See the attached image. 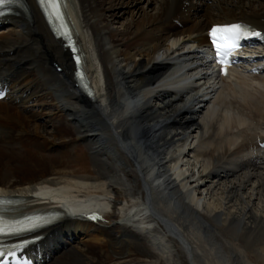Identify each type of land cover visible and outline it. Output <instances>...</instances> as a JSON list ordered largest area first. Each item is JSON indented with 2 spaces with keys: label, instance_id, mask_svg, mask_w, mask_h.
<instances>
[{
  "label": "bare ground",
  "instance_id": "bare-ground-1",
  "mask_svg": "<svg viewBox=\"0 0 264 264\" xmlns=\"http://www.w3.org/2000/svg\"><path fill=\"white\" fill-rule=\"evenodd\" d=\"M61 2L91 99L39 0L0 16V148L13 152L0 162V199L19 200L18 216L64 212L24 255L35 264H264V74L219 77L199 51L214 23L248 20L264 33V0ZM80 142L89 173L65 165ZM62 189L93 198L109 222L84 221Z\"/></svg>",
  "mask_w": 264,
  "mask_h": 264
},
{
  "label": "snow or ice",
  "instance_id": "snow-or-ice-1",
  "mask_svg": "<svg viewBox=\"0 0 264 264\" xmlns=\"http://www.w3.org/2000/svg\"><path fill=\"white\" fill-rule=\"evenodd\" d=\"M22 0H0V15L4 14V7L13 5V4H20ZM39 3L45 7V11L48 13L49 18H55L56 20L62 19V14L60 13V3L61 0H39ZM66 27V25H61L60 28H56L57 34H61V30ZM247 29L245 26L240 24H234V25H228V26H217L213 28L212 30V37H213V44L216 46L217 55L221 57L219 62L224 65L227 63V57L231 55L236 48L239 46L238 42L245 38ZM217 33H225L230 34L227 36L226 41L221 44L217 42L216 36ZM64 35H68V33H64ZM254 35L259 36V33H254ZM221 39H224V37H221ZM228 41H231L230 43ZM72 50L75 52L76 49L72 48ZM77 63H79V56L75 57ZM226 73V69H224ZM3 228H0V234L3 233ZM15 256L14 252H5L3 249H0V264H3V257L5 255Z\"/></svg>",
  "mask_w": 264,
  "mask_h": 264
},
{
  "label": "rangeland",
  "instance_id": "rangeland-1",
  "mask_svg": "<svg viewBox=\"0 0 264 264\" xmlns=\"http://www.w3.org/2000/svg\"><path fill=\"white\" fill-rule=\"evenodd\" d=\"M177 24V23H176ZM179 25V24H178ZM6 29H1V32L5 31ZM2 146V148H0L1 150H4L3 155L6 156L4 158H1L3 160H1L0 162H6L10 156H12L11 154L13 153L10 149L9 151L7 147ZM12 152V153H11ZM2 157V156H1ZM65 164V163H64ZM68 164L73 167L74 169H77L79 171V173H89L90 171H92L93 168V163H92V158H91V154H90V150L87 148V146L84 143H78L75 148H74V154L72 156L71 159H69L66 162V166H68ZM3 171H5L6 169L3 168ZM74 244V243H73ZM75 245V244H74ZM108 254L113 257V254L111 253V250L108 249Z\"/></svg>",
  "mask_w": 264,
  "mask_h": 264
}]
</instances>
